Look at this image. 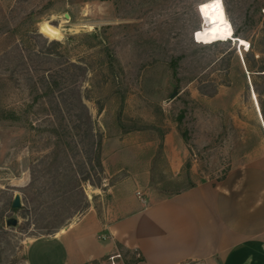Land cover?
I'll return each instance as SVG.
<instances>
[{
  "label": "rangeland",
  "instance_id": "1",
  "mask_svg": "<svg viewBox=\"0 0 264 264\" xmlns=\"http://www.w3.org/2000/svg\"><path fill=\"white\" fill-rule=\"evenodd\" d=\"M30 13L39 22L28 26ZM220 16L226 29L214 34ZM44 22L62 28L59 40L39 33ZM261 67L264 0H0V102L25 110L50 72L68 86L54 111L45 97L23 122L0 123V264H63V250L44 241L89 212L107 223L132 214L138 192L166 198L177 186L264 179ZM82 104L105 134L100 151Z\"/></svg>",
  "mask_w": 264,
  "mask_h": 264
},
{
  "label": "crops",
  "instance_id": "2",
  "mask_svg": "<svg viewBox=\"0 0 264 264\" xmlns=\"http://www.w3.org/2000/svg\"><path fill=\"white\" fill-rule=\"evenodd\" d=\"M260 176L250 184L246 175L238 185L207 182L166 198L149 194L135 212L112 223L89 212L43 243L63 250V264H264Z\"/></svg>",
  "mask_w": 264,
  "mask_h": 264
},
{
  "label": "trees",
  "instance_id": "3",
  "mask_svg": "<svg viewBox=\"0 0 264 264\" xmlns=\"http://www.w3.org/2000/svg\"><path fill=\"white\" fill-rule=\"evenodd\" d=\"M35 20H37L35 18V14L30 13L27 15L24 22L26 21L28 26H29V24L33 25L36 22L37 23L39 22V21H35ZM20 29H21V25L18 26L16 29H13L11 31L9 30L8 35H10V37L13 38V36H15L16 32H19ZM33 32H36V31H29V29L26 30V33H28V34L33 33ZM40 34H37V36L41 37L42 34L41 35ZM235 35L237 36V38H239V35H237V33H235ZM29 41H30V38L27 36L25 42L28 44ZM60 45L61 44L59 42H56V41L50 43V46L54 50L56 49V47H60ZM250 49H251V47H250ZM49 55L52 56L51 50H47L46 55H44V56L49 57ZM36 57H37V55H36ZM245 65H246L247 71H249L250 73H254V71L252 70V67L248 61H245ZM255 72H258V71H255ZM259 72L260 73L264 72V67H261ZM170 74H171L172 80L177 78V61L176 60H174L170 63ZM256 76H264V74H260V75H256ZM45 78H46V80H45ZM45 78H43L45 91L41 95L36 96V98L33 99V101H31V102L25 101V103L22 105V107H25V110H23L24 108H21V107H12V106L10 107L9 105L6 106L0 102V123L1 122H16V121L18 122L19 120H21V122H23V119H21V117L19 116V115H21V112L23 113L22 115H26L36 105L39 106L38 103L45 97H50V99H49V104L45 103L44 101H43V103H41L43 109L44 110L46 109V111L49 113L54 111L55 107L51 104L53 101H55L54 95L56 93V90L60 91L61 95H64V93H66V90L68 89V86L61 89L59 80H57L56 77L54 76V74H52L51 72ZM62 78L66 79L65 76H62ZM37 88H38V83L32 81V84L30 86V92L39 93V91H37ZM255 96H256V100H257L256 102H257V106L259 109V114L264 119V93H262L258 90L257 91L255 90ZM56 104H55V106H56ZM83 108L86 109V111H87V114H86V116H87V118H86V126H87L86 138L90 140V146L92 148L96 147L97 150L100 151L102 144H103V139H104L105 134L103 133V131L101 129H99V127L98 128L96 127V122L93 119L92 115L89 113V110H87V107L85 105H83ZM99 111H101L100 108H99ZM48 115H50V114H48ZM118 128H120V126H118ZM75 129H76V135L77 136L80 135L81 126L77 125V127ZM131 130H135V129H131ZM124 132H130V130H125ZM160 152H162V147L160 149ZM76 184H77L76 185L77 188L78 187L81 188L82 185H81L80 180L76 181ZM167 184L172 185L171 182L165 183L164 185H167ZM195 186H196L195 184H189L188 186L186 185V186H182V187L177 186V187L173 188L172 191H169L168 196H171L174 194H179L181 192H185L187 190L194 188ZM50 226H52L51 228H53V230L56 231V230L64 227L65 224H64V221H60L57 225H54V223H51Z\"/></svg>",
  "mask_w": 264,
  "mask_h": 264
},
{
  "label": "bare ground",
  "instance_id": "4",
  "mask_svg": "<svg viewBox=\"0 0 264 264\" xmlns=\"http://www.w3.org/2000/svg\"><path fill=\"white\" fill-rule=\"evenodd\" d=\"M220 17H221L220 20L219 18H214L212 20L211 31H213L214 34H217V32L224 31V29H226V24L221 25L224 21H226V19L223 16H220ZM62 31L63 30L61 27L60 28L54 27L48 24L47 22H44L39 28V32L42 35L52 40L53 39L59 40L62 36ZM257 110H258V107H257Z\"/></svg>",
  "mask_w": 264,
  "mask_h": 264
},
{
  "label": "water",
  "instance_id": "5",
  "mask_svg": "<svg viewBox=\"0 0 264 264\" xmlns=\"http://www.w3.org/2000/svg\"><path fill=\"white\" fill-rule=\"evenodd\" d=\"M64 17H65V19L67 21L70 20V15L69 14H65ZM12 207L14 209H18V208L22 207L21 198H20L19 194H16V196L14 198V201H13V204H12ZM17 224H18V221L15 218H10V219L7 220V226L15 227Z\"/></svg>",
  "mask_w": 264,
  "mask_h": 264
},
{
  "label": "built area",
  "instance_id": "6",
  "mask_svg": "<svg viewBox=\"0 0 264 264\" xmlns=\"http://www.w3.org/2000/svg\"><path fill=\"white\" fill-rule=\"evenodd\" d=\"M137 196H138V198H139V200L141 201V202H145V198L143 197L144 195L141 193V192H138L137 193ZM99 239L100 240H103V241H106L108 238H107V236H105V235H101V236H99ZM120 255H118L117 257H119ZM117 257H115V258H117Z\"/></svg>",
  "mask_w": 264,
  "mask_h": 264
},
{
  "label": "snow or ice",
  "instance_id": "7",
  "mask_svg": "<svg viewBox=\"0 0 264 264\" xmlns=\"http://www.w3.org/2000/svg\"><path fill=\"white\" fill-rule=\"evenodd\" d=\"M211 2L214 4L217 2V0H211ZM206 8H208V5L202 6V11H204Z\"/></svg>",
  "mask_w": 264,
  "mask_h": 264
}]
</instances>
